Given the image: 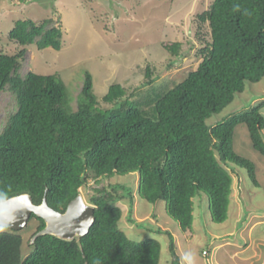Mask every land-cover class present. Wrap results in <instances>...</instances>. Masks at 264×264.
<instances>
[{
    "label": "trees",
    "instance_id": "1",
    "mask_svg": "<svg viewBox=\"0 0 264 264\" xmlns=\"http://www.w3.org/2000/svg\"><path fill=\"white\" fill-rule=\"evenodd\" d=\"M197 19L208 22L210 40L193 70L143 99L112 83L102 96L106 108L98 105L88 70L74 107L59 76L21 74L26 47L58 50L62 27L52 16L13 22L7 37L22 47L13 54L0 51V92L8 90L14 103L0 130V200L28 193L38 204L45 194L48 205L62 212L89 180L108 182L85 195L94 206L86 234L71 241L39 235L22 253L21 230L6 229L0 232V264H159V241L135 240L119 224L125 209L132 210L135 194L150 204L162 203L164 217L188 232L194 200L201 195L213 222L227 218L235 172L226 169L230 164L244 169L258 186L254 163L233 148V133L244 124L253 149L264 157V102L211 124L207 120L224 111L246 84L264 77V0H213ZM161 45L172 57L182 49L180 41ZM152 74L145 66L142 86L153 84ZM134 218L125 219L135 224ZM43 226L31 213L22 230L33 229L31 238ZM154 231L169 236L171 264H179L171 234L157 226Z\"/></svg>",
    "mask_w": 264,
    "mask_h": 264
},
{
    "label": "rangeland",
    "instance_id": "2",
    "mask_svg": "<svg viewBox=\"0 0 264 264\" xmlns=\"http://www.w3.org/2000/svg\"><path fill=\"white\" fill-rule=\"evenodd\" d=\"M212 1L54 0L52 2V0H0V51L13 54L22 47L7 37V32L15 20L28 17L38 21L44 17H54L56 24L62 27L61 47L56 50L51 47L38 49L35 45L27 46L19 69L20 73L25 74L27 71H33L39 74L59 76L69 90L70 103L74 107L80 91L83 72L88 70L92 75L93 92L99 101L98 105L106 108L108 105L102 101V96L112 83L121 84L126 89V94L134 92V97L143 99L144 95L153 96L156 90L172 87L182 80L187 72L196 67L200 61V49L204 46V42L210 40L208 22H200L197 15L207 9ZM162 41H180L182 43L180 54L177 57L170 56L162 47ZM147 65L152 69L153 84L142 86L141 84L146 81L144 71ZM133 87H137V89H133ZM249 87L246 84L243 94L234 95L232 103L239 104V100L245 95L248 98L251 93ZM244 103L246 102L244 101ZM248 103L251 102L248 101ZM12 106L14 103L11 93L8 90L1 91L0 130L5 123L7 114L12 110ZM241 107L243 105L230 104L220 114L209 118L207 123L211 124ZM236 134L239 135L238 130H236ZM245 144H247L246 141H244V148L241 149V152L246 157L253 156L251 160L256 163L257 168H260L262 158L257 153L256 156L249 147L247 149ZM226 169L230 173L231 169H234L239 174V176H235L232 172L231 179L232 177L241 179L240 188H244L245 193L247 192L244 203V220L249 221L252 214L256 217H263L264 190L253 188L254 184L244 169H239L233 164H230ZM131 177L133 185L136 186V173L135 175L131 174ZM262 178H264V173ZM127 180L130 181V177ZM107 182L108 180L94 183L89 180L85 187L80 188L84 200H87L85 195L93 188ZM235 194L234 191L233 200ZM122 201L120 203L123 207L128 206V201ZM134 201L138 202V215L141 216L150 209L154 220L151 218L152 222H137L140 219L133 217L134 208L129 211L127 207L124 215L120 218V226L125 230L127 236L135 240L145 237L156 238L160 243L159 264H171L172 257L168 248L169 236L165 232H155L157 225L155 222L164 224L165 219L166 223L169 221L170 225L167 223L165 230L171 234L174 245L178 244L179 250H182L181 254L187 249V243L181 238L180 248L181 235L173 231L171 225L174 226L175 223L164 217L161 211L162 203L158 202V205L152 206L136 194ZM195 201H197L195 204L199 207L204 225L199 228L200 221H193L190 233L195 237L190 242V246L195 251L197 248V257L200 256L205 260L211 255L212 245L210 238L202 240L204 234L208 235L211 231L212 234L217 235L221 233L223 227L231 225L226 226L229 214L226 220L221 223L212 221L208 201L204 195L197 197ZM129 216L134 218L133 220L137 223L128 222L125 218ZM124 221L128 222L126 225H129L130 228H127ZM205 222L208 224L206 225ZM242 228L241 224L238 231L235 229V238H241ZM175 229L180 231L178 226ZM32 230L25 232L21 229L24 239V245L21 246L22 253L24 251L26 253L29 249V233ZM239 238H237L238 241ZM202 250L208 252L206 256L201 254ZM175 252L177 253V251ZM177 255L179 264H182L181 255L178 253Z\"/></svg>",
    "mask_w": 264,
    "mask_h": 264
},
{
    "label": "crops",
    "instance_id": "3",
    "mask_svg": "<svg viewBox=\"0 0 264 264\" xmlns=\"http://www.w3.org/2000/svg\"><path fill=\"white\" fill-rule=\"evenodd\" d=\"M248 85L250 86L249 87V91L251 92V93L249 92L250 96L246 98V95H245L244 98H241L239 100V104L237 102H236L237 104L232 103L233 101L231 102V104H234V106L243 105V107L244 106L246 107V106H252V105L258 104L259 102H264V77L260 81L254 84H248ZM241 94H243V92L238 95H241ZM244 101L246 103H244ZM248 101H250L251 103L249 104ZM260 112L264 116V103H263V106L260 108ZM236 130H238V134H239L238 136L236 134ZM261 135L264 140V128L261 131ZM244 141L247 142V144H245V147L246 148L249 147L252 150V152L255 153V155L257 153L263 160L261 162L260 168H257L256 163L253 160H251L253 159V156H247V158H250V160L254 163L255 169H256L255 175L257 178L256 180L258 182V186L254 185L253 188L254 189L259 188V189L264 190V178H262L263 173H264V157L259 152L253 149L251 145V141L247 133V129L245 125L241 123V124H238L234 129L233 148L238 154L242 156H245V154L241 152L242 151L241 149L244 148ZM234 175L239 176V174L236 172H234ZM232 179L233 180L231 182L230 203H229L228 212H227V215L229 214V219L226 222V226H228L229 224L231 226L223 227L221 229V233L217 235L212 234L211 231H209L208 235L204 234V237L202 238V240H206L207 237L210 238V241H211L210 244L212 245L211 255L210 257L208 256V258H206L205 260L203 258L201 259V257L198 256L197 264H264V216L256 217L255 215L252 214L250 216L249 221L246 222L244 220V217H245V210H244L245 204L244 203L246 201L245 195H247V192L245 193V191L243 190L244 188H240L239 183L241 179H238V177H232ZM234 191L236 194H235V199L233 200ZM133 203L134 205L132 206L134 208V216L135 218L140 219L137 222H141V221L152 222L151 218H153L154 220V216L151 215L150 209L148 211H145L141 216L138 215L137 213L138 202L133 201ZM151 205L155 206L158 204L156 203V204H151ZM161 211H162V205H161ZM200 213L201 212L199 210V207L195 204V208L193 211V214H194L193 221L194 222L200 221L198 225L199 228L204 225V222L201 220ZM165 221L163 222L164 224L155 222V225L157 224L156 225L157 227H160L163 231H165L166 226L169 224L168 220H167L168 224ZM205 224L207 225L208 222H205ZM241 224L243 228L241 230V236H240L241 238L237 237L240 239L238 241L237 238H235L234 236L235 235L234 231L235 229L238 231L241 228ZM171 226L173 227V231L176 234L178 233L181 235L179 245H180L181 238H182V241L187 243V249L192 248L190 246V242L192 241L193 237H195V235L191 234L190 231L182 232L180 229L179 230L181 232L177 231L175 229V227L177 228L176 225L174 226L171 225ZM195 247H197L196 244H195ZM180 248H181V245H180ZM175 251H177L178 254L182 255L181 254L182 250H179V246L176 243H175ZM203 251L204 250H202L201 254H203ZM196 252H198L197 248H196ZM207 253L203 254V256L204 255L206 256Z\"/></svg>",
    "mask_w": 264,
    "mask_h": 264
},
{
    "label": "water",
    "instance_id": "4",
    "mask_svg": "<svg viewBox=\"0 0 264 264\" xmlns=\"http://www.w3.org/2000/svg\"><path fill=\"white\" fill-rule=\"evenodd\" d=\"M93 209L94 206L85 202L80 192L68 202L62 212L48 205L45 194L38 204L33 203L28 193H20L0 200V214L7 211L15 218L8 229L25 228L31 213L44 221V226L33 234L30 243H33L37 236L44 234H50L65 241H71L86 234L94 221ZM0 219H3L2 215Z\"/></svg>",
    "mask_w": 264,
    "mask_h": 264
},
{
    "label": "clouds",
    "instance_id": "5",
    "mask_svg": "<svg viewBox=\"0 0 264 264\" xmlns=\"http://www.w3.org/2000/svg\"><path fill=\"white\" fill-rule=\"evenodd\" d=\"M21 19H23V18H21ZM0 215L3 216V219H0V232H3L6 229H8L12 225V223H14L15 218H14V215L9 214L7 211L3 212ZM25 228H23V229H25ZM31 238H30V240H31ZM30 240H29V242H30ZM203 252H205L203 254L207 253L205 250ZM181 261H182V264H197V253H196L195 249H191V248L185 249L181 255Z\"/></svg>",
    "mask_w": 264,
    "mask_h": 264
},
{
    "label": "built area",
    "instance_id": "6",
    "mask_svg": "<svg viewBox=\"0 0 264 264\" xmlns=\"http://www.w3.org/2000/svg\"><path fill=\"white\" fill-rule=\"evenodd\" d=\"M203 253H205V252H203Z\"/></svg>",
    "mask_w": 264,
    "mask_h": 264
}]
</instances>
